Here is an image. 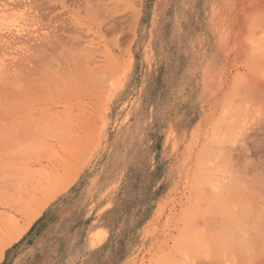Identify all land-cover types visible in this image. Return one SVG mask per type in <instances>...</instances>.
<instances>
[{"label":"rangeland","instance_id":"1","mask_svg":"<svg viewBox=\"0 0 264 264\" xmlns=\"http://www.w3.org/2000/svg\"><path fill=\"white\" fill-rule=\"evenodd\" d=\"M119 1L0 0V118L63 90L66 65L85 76L105 45L122 60L0 169V264H264L234 166L241 125L263 117L249 84L264 79V0H141L137 21Z\"/></svg>","mask_w":264,"mask_h":264},{"label":"bare ground","instance_id":"2","mask_svg":"<svg viewBox=\"0 0 264 264\" xmlns=\"http://www.w3.org/2000/svg\"><path fill=\"white\" fill-rule=\"evenodd\" d=\"M121 1H123V0H121ZM121 1H119V2H121ZM136 2H137L136 0H126L125 3L123 4L124 7L126 6L125 8H127L129 10V12H130L129 16L131 17L130 19L132 21L133 20L137 21L139 16H140V10H141V5H142L141 0H138V3H136ZM262 3H264V2L262 1ZM116 5H119V4H116ZM121 5L122 4H120V6H118V9H120V10L124 8L123 5L122 6ZM121 11H123V10H121ZM124 11H126V9ZM258 16H260L261 18L264 19V9H262L258 13ZM85 23H87V22L86 21L82 22V24H85ZM131 24H133V23H131ZM86 26L87 27H85V28H87L88 31L92 30V27H91V26H93L92 24H91V26H90V24L86 25ZM99 28H101V27H99ZM95 30L93 29L94 32L98 31V33H99L101 29H98L97 31H95ZM102 35H104V34H102ZM97 39H99V37ZM104 39H106V38H104ZM104 41L106 42V40H104ZM111 41L116 43L112 39H111ZM88 44H89V42H88ZM113 45H116V47H117V44H113ZM108 46L109 47H106V45H105L104 46L105 49L103 50V52H101L103 55L102 56L103 60L101 58V60L98 63L96 61H95L96 63L95 62L92 63V62L88 61L89 64L92 63V65H97V67L100 68V72L105 74L103 79L97 77L95 71H93L94 67H91L92 65L85 64L86 75L82 76L83 78L80 77L79 75H77L75 68H73L70 65H66L65 70H64L65 66L62 67L63 69L61 68L60 72L58 70L59 68L57 69L59 72L58 74L60 75V78H61L60 80H61V85H62L63 90L60 91V90H58V88L56 91L53 89L55 92L50 90L51 92H50L47 100L42 99L39 101H37V100L34 101L35 100L34 99L33 100L34 102L32 101V102H29V103L27 102L24 104L23 103L19 104L20 102L19 103L17 102L18 106L16 108V107H14L15 105H17L16 102L14 103V101H13L14 99L13 98H12L13 100L11 99L13 101V103H11L12 101H10L11 105L9 104V106H11V107H8V108L11 109L13 107L16 110H14V111L12 110L9 113L13 112L15 114H13V115L10 114L12 116H9V114L7 112H2L5 114V116H2L0 118V127H1L0 128V169L3 170L4 174H6V175L11 174L12 175L11 171L14 169V168H12L13 167L12 166V164H13L12 158L14 156V152H15V154H17L16 152H19L20 154L23 153L26 150V148L29 147L31 142L35 141V140H33V139H35L34 138L35 136L38 139H41L44 137L46 138L47 130H49L50 126L55 127L56 125H59V123H62L61 121L64 118L71 119V120L74 119L77 115L76 113L78 112V110L81 109L82 106H84L85 104L87 105L88 102L91 100L94 92L98 91L99 93H103L105 91L104 90L105 89L104 88V86H105L104 80L106 78V72L108 71L109 67H112L115 65H121L120 62H122V60H119L120 58L119 59L116 58V56L112 52L113 46L110 47L111 45H109V44H108ZM29 69H30V67H29ZM50 70H52V69H50ZM54 71L56 73V70H54ZM32 72H35V71H32ZM26 75H27V73H26ZM33 76H34V74H33ZM29 78H31V77H29ZM259 79H260V81L258 80V78L253 77V79L250 81L249 89L251 91V95L253 96V98L256 99L261 104V106L263 108V117L257 121L256 127L254 129H252L253 128V126H252V127H249V129H250L249 130L247 128V125H245V122H244V125L246 126L245 128L248 131L246 129L245 130L243 129L244 128L243 124L241 125L243 128L240 127L241 128L240 130L242 133H245V135H243V137L245 140H247V142H248V144H250V146L246 149V151L248 150L246 154L244 153L243 149H239L236 152L235 156H236L237 161L235 162L234 166H235L236 189L238 191H241L242 194H244L246 198L249 197L253 201L258 202L260 204L259 206H260V210L262 212V214H261L262 219H263L262 221H264V81L261 82L262 78H260V77H259ZM33 80H31V81H33ZM39 80L41 82V77ZM262 80H264V79H262ZM31 81H30V83H32ZM43 81H45V80H43ZM35 83H37V82H35ZM16 84H17V82H16ZM9 86H10V83H9ZM13 87L17 88L19 86L17 85V86H13ZM44 87H46V85ZM16 88H15V90L17 92H19L18 88L17 89ZM20 88L21 87H19V89ZM27 88H25V90ZM42 88H43V86H42ZM54 88L56 89V87H54ZM59 89H61V88H59ZM26 92L28 93L29 89H27ZM21 94H23V92ZM12 95H14V94H12ZM25 95L28 96V94H26V93H25ZM25 95L23 96V98H25ZM15 96H16V94H15ZM17 96H18V93H17ZM12 97H14V96H12ZM16 100H17V98H16ZM30 100L31 99L29 98V101ZM22 101L24 102L26 100H22ZM1 103L4 104L3 102H1ZM12 104H15V105L12 106ZM7 106H8V104L6 105V107ZM14 115H16V116H14ZM33 134H35V135H33ZM18 156H20V155H18ZM255 156L257 157V159L254 158ZM57 178L58 177L56 176V174L54 172H51L49 174V176L47 177V179L44 178L45 182H41L39 184L37 181V183L40 186L38 188L45 190V188L50 185V184L48 185V183H51L52 181H56ZM51 186H50V189H51ZM33 187H35V186H33ZM30 201H32V200H30ZM24 206H22L23 209H24ZM28 209H30V208H28ZM28 209H25V210L29 211ZM7 220H8V218H7ZM10 220H12V219H10ZM10 220L8 222L3 220L4 224L1 223L2 221L0 222L2 224V225L0 224V227L2 226L1 230L3 232H5L4 230L8 229L9 225L12 224L13 220L12 221H10ZM255 228L258 230L260 227H258V228L255 227ZM260 229H262V231H263V233L261 232V234H260L261 238L264 239V225H262V227ZM8 230H10V228ZM257 230L255 231V234L257 233ZM259 230H258V232H259ZM2 231H0V233H2ZM11 231H14V230H11ZM240 231H242V230H240ZM244 232H245V230H244ZM6 233H7V231H6ZM6 233H5V236L9 238L11 236V234L9 233L7 236ZM17 233L18 232L15 231L14 234H17ZM255 234H254V236H255ZM0 236H2L3 239H5L4 235H0ZM257 236H259V235H257ZM257 236H255L257 238V240H260L259 239L260 236H259V238ZM238 237H240L239 233H238ZM2 238H0V239L2 240ZM240 238H242V237H240ZM1 240H0V242H1ZM4 243H2V244H4Z\"/></svg>","mask_w":264,"mask_h":264}]
</instances>
